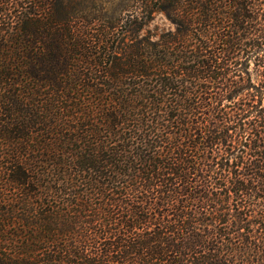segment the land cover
I'll return each mask as SVG.
<instances>
[{
  "label": "trees",
  "instance_id": "obj_1",
  "mask_svg": "<svg viewBox=\"0 0 264 264\" xmlns=\"http://www.w3.org/2000/svg\"><path fill=\"white\" fill-rule=\"evenodd\" d=\"M113 1L0 0V264H264V0Z\"/></svg>",
  "mask_w": 264,
  "mask_h": 264
},
{
  "label": "rangeland",
  "instance_id": "obj_2",
  "mask_svg": "<svg viewBox=\"0 0 264 264\" xmlns=\"http://www.w3.org/2000/svg\"><path fill=\"white\" fill-rule=\"evenodd\" d=\"M118 0H114L113 1V4L114 5H117ZM170 26L168 25V23L164 20V18L159 15L158 13L157 14H154L153 15V19L152 21L142 30V32L145 34V30H149L151 31L152 33H156V34H159L161 31H164V30H167ZM154 28L157 29V31L155 32L154 31Z\"/></svg>",
  "mask_w": 264,
  "mask_h": 264
}]
</instances>
